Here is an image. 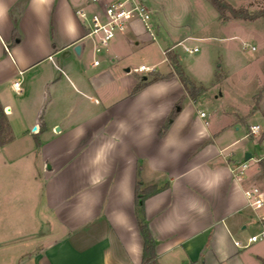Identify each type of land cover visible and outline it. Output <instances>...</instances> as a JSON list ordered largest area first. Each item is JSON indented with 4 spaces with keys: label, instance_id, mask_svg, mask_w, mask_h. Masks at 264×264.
I'll use <instances>...</instances> for the list:
<instances>
[{
    "label": "crops",
    "instance_id": "1",
    "mask_svg": "<svg viewBox=\"0 0 264 264\" xmlns=\"http://www.w3.org/2000/svg\"><path fill=\"white\" fill-rule=\"evenodd\" d=\"M82 3L0 0V102L13 134L0 147V164L8 168L0 172L4 264H261L264 246L254 248V234L245 231L252 208L245 192L254 185L264 189L258 176L264 153L250 173L237 177L232 168L250 160L223 150L247 133L224 146L222 138L251 118L262 138L264 82L257 100L254 94L243 99V111L234 102L224 114L214 110L211 119L201 116L204 111L195 114L189 99L160 135L183 85L172 76L133 93L150 77L121 82L100 63L88 66L82 60L87 30L75 13ZM149 8L155 39L134 28L119 35L132 34L139 43L163 34L156 8ZM183 45L182 39L173 42L164 54ZM23 161L38 172L41 164L43 171L31 189L10 195L8 171ZM139 180L143 186L167 184L144 202L155 263H143L135 211ZM34 210L48 229H32Z\"/></svg>",
    "mask_w": 264,
    "mask_h": 264
},
{
    "label": "rangeland",
    "instance_id": "2",
    "mask_svg": "<svg viewBox=\"0 0 264 264\" xmlns=\"http://www.w3.org/2000/svg\"><path fill=\"white\" fill-rule=\"evenodd\" d=\"M226 1L235 8L247 9L252 17L222 18L209 0H145L149 7L156 8L153 16L160 17L163 21L160 29V33L163 34L156 40L139 41V43H136L137 40L132 34H126L124 37L118 34L110 41L107 49L100 52L94 51L91 40L87 38L85 40L87 51L82 60L90 66L94 59H98L101 66L106 67L116 81L126 82L144 76L151 77L152 74L169 71L164 49L182 39V44L198 47L196 53H188L182 49V46L176 48L179 50L182 64L194 79L206 86L200 98L193 104L195 114L204 111L207 119H211L215 114L214 110L219 109L224 114L234 102H238L239 110L243 111L245 108L242 105L243 99L249 94H254L257 100L259 87L264 82V0ZM82 5L86 11L100 10L99 4H88V0H83ZM111 57H114V60H111ZM142 64L155 71L134 70V67ZM127 68L130 70L127 71ZM189 101L191 100H185L184 105ZM255 120L251 118L248 123L252 125ZM248 125L241 123L239 132L230 129L222 138L224 146L240 137L242 133H247L245 139L223 150V154L235 152L234 156L240 159H244L246 153H252L249 167L244 170L245 175L253 168L254 158L264 153V142L260 137L262 130L255 136H249ZM2 152L0 149V156ZM31 158L36 164L37 159ZM7 169L0 164V172L6 173ZM11 171H8L6 181L11 190L10 195H13L31 189L34 176L42 173L43 166L40 164V172H38L34 163L30 165L28 161H23ZM260 174L259 172V177ZM260 180H263L264 185V179L260 177ZM262 193L264 196V189ZM247 215L245 231L250 236L260 231L258 218L264 215V206L256 210L250 208ZM32 217L33 230L49 228L45 219L43 223L37 222V210H34ZM3 229L0 222V238ZM255 244L254 248L263 247L264 238L256 241ZM5 258L4 251L0 249V264L6 262ZM260 263L264 264V261Z\"/></svg>",
    "mask_w": 264,
    "mask_h": 264
},
{
    "label": "built area",
    "instance_id": "3",
    "mask_svg": "<svg viewBox=\"0 0 264 264\" xmlns=\"http://www.w3.org/2000/svg\"><path fill=\"white\" fill-rule=\"evenodd\" d=\"M99 4L100 10L86 11L83 7L75 10L76 15L81 19L86 27L85 37L92 42L93 49L96 52L106 50L110 41L118 34L126 33L134 28L137 34H143L150 39H155L156 34L152 26V11L145 0H88V4ZM184 51L196 53L198 47H188L183 45ZM255 49V47H252ZM94 64L98 65L99 60L95 59ZM135 71H153L154 69L144 64L134 68ZM14 87L19 89V81H16ZM205 116L204 112L200 113ZM261 131L258 124L249 126L250 134H257ZM264 142V138H263ZM248 167V162L244 161L232 168L237 177H241L244 170ZM248 204L254 209L264 206V196L259 186L254 185L246 190ZM260 231L249 237V242H255L264 238V215L259 216ZM237 245L241 246L240 242ZM245 246V245H244ZM243 246V247H244Z\"/></svg>",
    "mask_w": 264,
    "mask_h": 264
},
{
    "label": "trees",
    "instance_id": "4",
    "mask_svg": "<svg viewBox=\"0 0 264 264\" xmlns=\"http://www.w3.org/2000/svg\"><path fill=\"white\" fill-rule=\"evenodd\" d=\"M209 2L217 9L220 14V17L227 18L233 17L236 19H248L251 18V14L248 13L247 9L244 8H235L226 0H209ZM15 37H18L15 34ZM179 50L176 48L168 49L165 54L167 60L170 65V70L167 73H158L152 74V76L148 79L140 80V82L134 87L133 93L143 88L148 83L159 79H166L172 76H177L181 84L185 89V93L181 98L173 105L171 111L167 115L165 122L162 124L159 134L163 135L171 125V123L175 120L177 115L181 112L184 102L187 99H191L193 101H197L203 91H205L206 86L199 83L196 79H194L188 71L185 69L179 57ZM264 135L262 136V139ZM13 139V134L11 132L9 122L4 111V107L0 102V147L4 144L8 143ZM35 141L37 146L39 147L41 141L37 134H35ZM260 166V177L264 179V156L258 161ZM167 184L162 186H158L157 184L152 185H144L139 180L136 186L135 193V211L137 222L139 226L140 233L144 240V253H143V263H155L156 261V253L155 246L156 240L154 239L149 226L148 221L145 215L144 202L151 195L165 189Z\"/></svg>",
    "mask_w": 264,
    "mask_h": 264
},
{
    "label": "water",
    "instance_id": "5",
    "mask_svg": "<svg viewBox=\"0 0 264 264\" xmlns=\"http://www.w3.org/2000/svg\"><path fill=\"white\" fill-rule=\"evenodd\" d=\"M74 50H75V52L77 54H79L80 53V50H81V45L80 44H77L75 46ZM250 157H251V154L250 153H247L246 156H245L246 160L250 159Z\"/></svg>",
    "mask_w": 264,
    "mask_h": 264
},
{
    "label": "snow or ice",
    "instance_id": "6",
    "mask_svg": "<svg viewBox=\"0 0 264 264\" xmlns=\"http://www.w3.org/2000/svg\"><path fill=\"white\" fill-rule=\"evenodd\" d=\"M116 206L119 207V204H117Z\"/></svg>",
    "mask_w": 264,
    "mask_h": 264
}]
</instances>
